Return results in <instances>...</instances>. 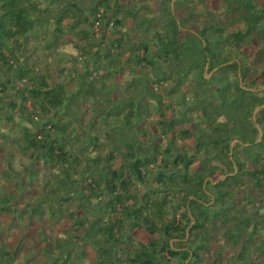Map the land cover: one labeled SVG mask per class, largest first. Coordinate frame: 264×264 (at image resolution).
I'll return each mask as SVG.
<instances>
[{
    "label": "trees",
    "instance_id": "16d2710c",
    "mask_svg": "<svg viewBox=\"0 0 264 264\" xmlns=\"http://www.w3.org/2000/svg\"><path fill=\"white\" fill-rule=\"evenodd\" d=\"M40 45L55 74L20 55ZM170 79L190 101L156 119L160 151L141 120ZM159 153L166 169L139 193ZM16 156L29 163L14 168ZM262 208L264 0H0V264H86L78 239L101 248L99 264H264Z\"/></svg>",
    "mask_w": 264,
    "mask_h": 264
},
{
    "label": "rangeland",
    "instance_id": "374dc122",
    "mask_svg": "<svg viewBox=\"0 0 264 264\" xmlns=\"http://www.w3.org/2000/svg\"><path fill=\"white\" fill-rule=\"evenodd\" d=\"M210 1H212V0H210ZM149 5H151V3H149ZM96 30H98V31H96L97 33L99 32L98 33L99 39H100V36L102 35V33H104L106 39L107 38L109 39L112 36L109 29H106L105 31L104 30L102 31L101 28L100 29H96ZM93 50H94V48H93ZM49 53H51V52L47 51L46 49H44V45H40L38 50L33 55H31L27 50L25 52H23V51L20 52V55L22 57H24V58H28L30 61L36 59L34 61V69H37L39 71H43V73L45 72V73L55 74V71L57 70L58 67H60V64L58 63L57 57L56 58L53 57V55H55V52H52L51 55H49ZM47 54H48V56H47ZM53 59H55V60H53ZM71 60H72V63H73V67H75L78 71H81L82 68H83V55H79L78 54L74 58H71ZM147 73H148L147 70L141 69L140 67H135L134 75H141V74L146 75ZM195 74L196 73H193V75H195ZM206 77H209V76L206 75ZM67 85L70 88V87H72L74 85V82L69 81L67 83ZM172 85H173V81L170 79V80H167V81H164V82H160V84H154L152 86V87H154V89L152 91L153 95L160 97L162 105H161V108L159 110H156L155 106H153V105L149 106V111L147 113V116H143L142 117L143 119L141 120V122H142V124L144 126L143 127L144 129H147L148 131L151 130L152 132L157 133V135H158L157 138L160 139L159 142H158V144L161 145L160 146V151H162L163 148L168 144V136H166L165 134H162L158 130L157 126L155 125L156 119L159 118V116H160L159 114L165 115V117H169L171 114H173V116L175 115L177 119H180L183 116L181 114V111L184 110L185 103L187 104L190 101V97H189V95L187 93H186L187 95L185 94V96H184V100L182 99V95H183L184 91L182 89H180V88L177 89L174 92L169 93L168 89ZM183 101H184V104H181V102H183ZM28 104H29V101H27V105ZM169 104L173 105L172 106L173 110H174L173 112L170 109L166 108L167 105H169ZM85 105L86 104H84V106ZM84 106H80L79 107V109H78L79 114L78 115L79 116L82 115V112H83V114H84V124H85L90 119V117H91L93 112L91 111V109H85ZM59 113H60L59 118L64 119L63 114H61L62 113L61 110H59ZM196 116H197V113L196 112H192L190 119H195ZM185 117H186V115H185ZM185 121L179 122L176 125V127L172 130V132L169 133V136H172L174 134L175 129L180 128L182 125H183V127H187V124L184 123ZM6 126H8V125H6ZM189 127H193V124H190ZM137 134L138 133L135 134L134 130L128 133V135L130 137L135 136ZM148 134L150 136L151 133H148ZM191 143H192V138H188V139H185V140H180V138H178V136L176 138V146L177 147H184V149L186 151H189V149H190L189 146L191 145ZM172 148H173L172 152L175 153V148L173 146H172ZM100 153H101V155L104 154V152L102 150L100 151ZM155 159H156L155 162H151L146 167H142V171L145 172L144 179H143V181H137L136 184H135V187H136V189H137V191L139 193H142L144 191L149 190L150 188L155 187L157 185L156 181H155V178L157 176H159V172L160 171H163V170L166 169V167H164V164H163L164 163V156L161 153L157 154ZM20 163L28 164L29 160L27 158H21L19 156H16L15 160L13 161V165H15L14 168H17V165L20 164ZM82 176L84 178L87 177L86 179H89L88 176H86L85 173ZM169 198L171 199V201L175 205H178V203L180 202V197L177 194L170 193V197ZM91 203L94 204L95 200H92ZM252 215L260 217V218L263 217L264 216V208L260 209L259 211L253 212ZM7 219L8 218H5L3 220V222H6ZM70 222H71L70 219L65 218L60 223V225L56 226V229H61V228L67 227ZM30 226H31V228H27L26 227V230L23 229V230L26 231V233L28 232V234H31L32 230H35L38 227V225L35 222L34 223H30ZM76 233L81 236L82 235V230L77 231ZM134 235H136L137 238L144 237V233H142V232H135ZM18 240H19V235L18 234H14V233H11L9 236H7L5 238V241H6L8 246H13V245L17 244ZM86 240L87 239H84V240L81 241L80 239H78V241H77L79 246L85 245V247H86V250H87L86 251V253H87L86 258H88L87 259L88 261L86 262V264L89 263V260L92 261V262L94 261L96 264H99L98 253L101 250V248L93 245L90 240L88 242H86ZM111 246L116 251L120 252V251L123 250V246L122 245L111 244ZM24 251H21L19 253L18 262H20L22 260V257L24 256ZM119 252H117L116 256L120 255ZM174 263H175V260L172 259L171 264H174Z\"/></svg>",
    "mask_w": 264,
    "mask_h": 264
}]
</instances>
